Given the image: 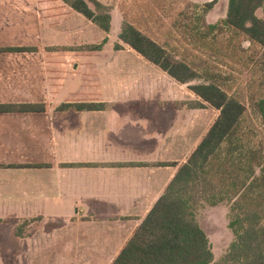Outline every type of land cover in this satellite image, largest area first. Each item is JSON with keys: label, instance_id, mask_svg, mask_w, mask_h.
Listing matches in <instances>:
<instances>
[{"label": "crops", "instance_id": "1", "mask_svg": "<svg viewBox=\"0 0 264 264\" xmlns=\"http://www.w3.org/2000/svg\"><path fill=\"white\" fill-rule=\"evenodd\" d=\"M93 1L110 9L108 34L61 0H0V105L48 108L0 113V264H113L219 115L136 52L141 78L68 75L64 54L109 53L122 28L119 7ZM81 104L104 108L60 109Z\"/></svg>", "mask_w": 264, "mask_h": 264}, {"label": "trees", "instance_id": "2", "mask_svg": "<svg viewBox=\"0 0 264 264\" xmlns=\"http://www.w3.org/2000/svg\"><path fill=\"white\" fill-rule=\"evenodd\" d=\"M61 1L105 34L110 33L108 7L93 0L89 2L94 10L85 0ZM180 1L208 14L219 0L201 6L188 0ZM119 10L123 18L119 40L179 84L188 85L197 98L217 110L219 115L113 264H216L198 212L220 205L228 207V229L234 241L217 264H264V172L258 153L245 147L237 136L245 106L230 97L214 78L207 84L191 85L201 78L198 72L129 23L126 14L121 8ZM259 10L263 13L261 18L257 16ZM203 14L199 15L197 24L203 20ZM222 23L249 42L264 47V0H228ZM203 24L208 30L207 37L217 29L206 25L204 20ZM196 30V27L192 29ZM106 42L104 39L103 44ZM87 49L100 51L101 44ZM120 49L119 44L115 45V50ZM68 108L96 111L104 106L60 107L62 110ZM47 109L46 105H0V113H40ZM257 112L264 126V99L257 104Z\"/></svg>", "mask_w": 264, "mask_h": 264}, {"label": "rangeland", "instance_id": "3", "mask_svg": "<svg viewBox=\"0 0 264 264\" xmlns=\"http://www.w3.org/2000/svg\"><path fill=\"white\" fill-rule=\"evenodd\" d=\"M104 1L112 8H121L129 23L168 50L173 57L187 63L190 68L198 72L201 78L191 85L207 84L208 80L212 81L211 78H214L213 80L230 97L239 100L245 106L246 112L240 121L237 136L245 147L258 153L257 157L264 172V126L257 112V104L264 99V47L249 42L245 36L224 25L222 22L226 10L223 7L203 14L200 9L180 0ZM188 1L198 6L204 4ZM143 2H147L146 5ZM89 6L95 9L90 2ZM116 11L119 13L120 10ZM201 14L206 25L217 27L208 37V30L203 20L198 24L196 21ZM257 16L263 17L262 10L257 12ZM120 18L122 25L121 15ZM194 27L196 31H192ZM120 28L121 26L113 28L109 53L93 57L82 54L85 50L77 51L75 48L76 54H64L65 58L61 61L65 72L69 75L81 71L89 84L97 80H94L96 78L94 75L91 76L92 80L87 73L106 67L128 68L132 79L141 78L142 73L150 65L119 41ZM202 36H205V39H200ZM117 43L122 44L121 51H115ZM100 44L102 51L107 42L103 44L101 41ZM151 78L153 82L160 84L171 83L160 75H153ZM186 88L182 87V93L187 92ZM195 99L197 100V97ZM227 214L226 205H220L215 209L205 207L198 212V220L209 238L216 264L221 261L234 241V236L228 229ZM25 225L19 223L18 228H23Z\"/></svg>", "mask_w": 264, "mask_h": 264}]
</instances>
